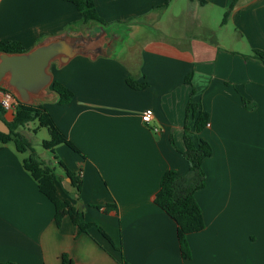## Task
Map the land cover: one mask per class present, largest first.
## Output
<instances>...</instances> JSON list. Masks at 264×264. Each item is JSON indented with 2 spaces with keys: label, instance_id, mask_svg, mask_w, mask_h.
Here are the masks:
<instances>
[{
  "label": "crops",
  "instance_id": "obj_1",
  "mask_svg": "<svg viewBox=\"0 0 264 264\" xmlns=\"http://www.w3.org/2000/svg\"><path fill=\"white\" fill-rule=\"evenodd\" d=\"M164 1L94 0L118 33L113 53L53 63L54 80L74 98L41 101L82 153L59 144L54 151L64 160L39 156L81 176L78 200L61 166L58 195L79 204L83 219L111 240L97 225L79 232L68 215L58 225L54 203L24 167L28 155L10 141L0 148L1 261L63 264L68 253L80 264H121L114 246L121 244L131 264H264V63L253 54L264 51V0H239L226 23L230 0H172L155 8ZM80 19L66 0H0V40L30 49L54 33L85 31ZM129 76L147 86L132 88ZM191 98L209 115L194 135L213 153L203 161L206 186L196 192L206 226L188 235L191 257L184 258L177 223L155 197L166 170H189L182 152ZM147 108L155 111L150 123L142 120Z\"/></svg>",
  "mask_w": 264,
  "mask_h": 264
},
{
  "label": "trees",
  "instance_id": "obj_2",
  "mask_svg": "<svg viewBox=\"0 0 264 264\" xmlns=\"http://www.w3.org/2000/svg\"><path fill=\"white\" fill-rule=\"evenodd\" d=\"M73 3L81 14L80 22L82 24H99L107 25L105 20L99 15L94 0H66ZM172 0H165L162 5L155 8L167 7ZM204 2V0H200ZM239 0H230L229 6L223 16V23H226L232 11L238 5ZM26 49L20 42L15 40H0V51L7 52H24ZM256 58L264 63V51L261 49H253ZM186 82L192 83V74L187 75ZM127 83L135 89H143L147 86L146 81H138L132 76L127 78ZM52 89L58 94V102L67 104L74 98V92L65 84L58 80L52 83ZM195 88L192 89V94ZM245 105L248 101L244 98ZM208 113L202 109L200 102H195L192 98L189 100L186 110L184 123V140L185 151L183 156L189 162V170L185 174L179 173L175 169H168L161 178L160 188L156 193L155 202L163 208L169 216L177 223V233L180 244L181 254L184 258L191 257V249L188 242V235L193 232L201 231L205 228V219L203 210L199 204L196 192L205 187L207 183V175L203 168V161L206 157L211 156L213 147L205 139L197 138L194 132L199 133L208 123ZM0 118H3L0 111ZM38 120L40 126L50 129L51 138L46 140L44 146L54 151L59 144H66L75 151H81L72 143L68 137L58 127L51 113L42 102L34 105H28L19 102L17 112L12 121H6L10 128L9 133L0 131V148L1 144L14 142L15 147L20 152H29V155L23 160L24 167L35 178L40 191L46 195L55 205V220L58 225L64 216H70L72 222L78 227L79 232H87L89 227L97 225L93 222H87L83 219V211L79 204L74 203L70 199H62L57 192L56 185V168L55 165L47 163L40 159L34 150L31 142L20 132L19 129L25 127L32 121ZM57 159V157H54ZM58 164L66 170V175L71 179L70 185L75 188L76 199L80 200L82 190V179L76 171L68 169L65 164L58 160ZM106 205V209L111 208ZM99 230L111 240L106 231L99 225ZM112 242V241H111ZM122 254L121 264H131L123 255L122 245H114ZM63 264H80L77 263L68 253L62 255ZM0 264H21L14 261H1Z\"/></svg>",
  "mask_w": 264,
  "mask_h": 264
},
{
  "label": "water",
  "instance_id": "obj_3",
  "mask_svg": "<svg viewBox=\"0 0 264 264\" xmlns=\"http://www.w3.org/2000/svg\"><path fill=\"white\" fill-rule=\"evenodd\" d=\"M116 33L103 25H98L94 32L67 29L44 37L24 52L0 51V86L28 105L52 99L58 95L52 89V64L64 66L76 56H109L119 40ZM0 131L10 132L2 119Z\"/></svg>",
  "mask_w": 264,
  "mask_h": 264
},
{
  "label": "rangeland",
  "instance_id": "obj_4",
  "mask_svg": "<svg viewBox=\"0 0 264 264\" xmlns=\"http://www.w3.org/2000/svg\"><path fill=\"white\" fill-rule=\"evenodd\" d=\"M179 4L184 5V3L181 0H180ZM212 18H215V16ZM210 21H211V23L214 22V24H215V21L213 19L210 18L209 22ZM105 22L107 25H103V27L105 29H107L109 32H111L113 29V25L111 23H109L108 21H105ZM189 24H191V22ZM98 25L99 24H90V25L88 24L85 30H86V32H94ZM198 26L199 25L197 22L195 24L190 25L188 27L189 34H190V32L197 31ZM121 34L122 33H120V35ZM20 131L22 134H25V136L30 139V142H31L34 150L38 154V156H40L42 158H45L47 156H51V158H53L54 155L56 154L59 157V159L64 160L63 156L59 153V151L57 149H55V151H52L51 149H47L44 146L45 141L51 138L50 129L48 127L40 126L38 120L30 122L25 127L21 128ZM24 155H29V152H26ZM55 168H56L57 172L61 171V165L60 164H55Z\"/></svg>",
  "mask_w": 264,
  "mask_h": 264
},
{
  "label": "built area",
  "instance_id": "obj_5",
  "mask_svg": "<svg viewBox=\"0 0 264 264\" xmlns=\"http://www.w3.org/2000/svg\"><path fill=\"white\" fill-rule=\"evenodd\" d=\"M18 98L14 93L0 86V111L2 113L9 114L12 118L15 117L17 112V107L19 104ZM155 117V111L153 108H147L142 113V120L145 123H150ZM13 120V119H12ZM155 131H158L159 128L155 127Z\"/></svg>",
  "mask_w": 264,
  "mask_h": 264
}]
</instances>
